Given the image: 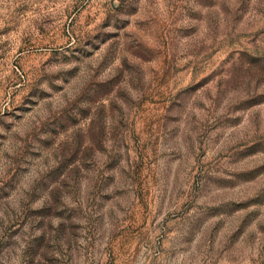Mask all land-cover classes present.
Instances as JSON below:
<instances>
[{"label":"rangeland","instance_id":"374dc122","mask_svg":"<svg viewBox=\"0 0 264 264\" xmlns=\"http://www.w3.org/2000/svg\"><path fill=\"white\" fill-rule=\"evenodd\" d=\"M0 264H264V0H0Z\"/></svg>","mask_w":264,"mask_h":264}]
</instances>
